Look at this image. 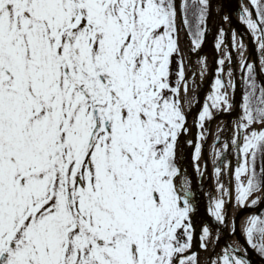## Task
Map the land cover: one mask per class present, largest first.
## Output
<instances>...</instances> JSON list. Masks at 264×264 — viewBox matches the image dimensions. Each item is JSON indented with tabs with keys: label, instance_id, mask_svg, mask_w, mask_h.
Listing matches in <instances>:
<instances>
[{
	"label": "snow or ice",
	"instance_id": "6c2138e0",
	"mask_svg": "<svg viewBox=\"0 0 264 264\" xmlns=\"http://www.w3.org/2000/svg\"><path fill=\"white\" fill-rule=\"evenodd\" d=\"M250 3L255 16L243 5L240 19L258 42L264 71V0ZM208 4L0 0V264H200L191 251L192 181L180 164L185 104L193 98L178 15L182 9L198 49ZM223 37L221 29L218 48ZM233 40L246 72L230 142L241 157L236 206L245 208L264 204V81L242 38L234 32ZM219 64L201 129L233 108V68L223 67L225 58ZM187 143L199 161L201 144ZM229 147L225 141L216 157ZM215 173L218 195L208 211L226 223L231 190L220 180L223 169ZM243 232L264 256V211L248 215ZM200 242L213 243L207 224ZM211 264L250 262L225 248Z\"/></svg>",
	"mask_w": 264,
	"mask_h": 264
},
{
	"label": "water",
	"instance_id": "95a60500",
	"mask_svg": "<svg viewBox=\"0 0 264 264\" xmlns=\"http://www.w3.org/2000/svg\"><path fill=\"white\" fill-rule=\"evenodd\" d=\"M239 0H209L208 4V13L206 17V23L204 25L205 27V37L202 42V45L199 49L194 50V52L189 53V64L191 67L194 65L193 57L196 56H202L204 53H206L208 50L211 52V63L208 70V73L206 77L197 83L194 93V99L191 104V107L189 110H187L188 119L189 117H192L194 122V129L191 132L184 133V139L182 142V149H181V156H180V164L182 167V170L184 171L185 168H189L191 170V181H192V191H193V200L195 201L197 211L195 212L199 217V223L195 221L194 227H195V236L197 239V245L196 247L192 248V252H196L197 249L200 246V234H201V227L204 224H207L210 229H212L215 237L214 244L211 248L208 263H211V259L213 257L214 252L219 246H223L225 248H236L238 249V254L245 255V258L249 260L250 264H264V257L260 256L257 252H255L254 249L247 245H241V244H235L232 243L228 237H227V224L229 220V213L231 209V201L233 197V191L235 187V168L238 164V161L240 160V156H238V151L236 152L234 160L231 158L230 154L228 153V149L223 150V155L221 157H217L216 165H213L212 158L208 152V143L211 138V134L215 127L221 123L224 120V124L227 125V127L231 126V134L228 135L226 138L221 139L222 133H218L217 136L213 139L211 147L212 149L215 148H222V145L225 141H228L231 148L233 146L231 145V139L235 132V122L239 117V110L240 105L242 104L243 99V82L245 78V71L241 68V63H236L234 59L231 61L228 60V64L230 67L233 68V78L236 83V88L233 90V108L231 111L227 112H220L219 114L215 113V118L210 119L206 131L204 134V138L201 144V151L203 153V163L206 166L205 168H202L201 173L203 175L197 177L196 175V169L194 167L192 159L188 156L189 149L195 150L193 145H189L187 143L188 140H192L194 142H198V135H199V126H198V117L200 113L199 108V101L201 98L205 96V93L207 89L209 88L213 77L215 76L216 70L218 68V60L220 57V51L216 44L215 39V33L213 29L217 30V28L221 27V29L224 30V39L226 41L228 53H233L234 43H233V33L237 32L239 36L245 37L249 39V44L246 47L245 51V57H247L249 62L254 63L256 70H257V53H256V47H255V39L253 37V34L250 29L245 27L240 21H238L235 18V3H237ZM246 1L247 6L253 9V13L255 16L254 6L251 5L250 1ZM178 5H181L179 0H176ZM180 23L184 26L183 17H182V9L178 15ZM225 17H228V19H225ZM226 22L228 23L226 28ZM187 36L189 38V34L187 33ZM249 53H251V57L249 58ZM233 57V56H232ZM258 73V70H257ZM257 79L259 82H262V80L257 75ZM187 119V120H188ZM221 140L223 142L221 143ZM224 164L228 166L229 171V177L227 186L231 190V199L228 200L225 204L226 214H227V222L226 223H220L215 220V218L211 215L209 211L205 209V206L203 204L202 198H201V190L204 189L206 186L212 187V175L214 173L215 167L219 166L223 169ZM207 177H206V176ZM264 206V204H261L257 206V211H260L261 208ZM218 235V239H217Z\"/></svg>",
	"mask_w": 264,
	"mask_h": 264
},
{
	"label": "bare ground",
	"instance_id": "6f19581e",
	"mask_svg": "<svg viewBox=\"0 0 264 264\" xmlns=\"http://www.w3.org/2000/svg\"><path fill=\"white\" fill-rule=\"evenodd\" d=\"M250 1V0H247ZM234 2V0H233ZM243 5H247L245 0H239L237 3H235V18L240 21L245 27H247V25L240 19L241 13H242V6ZM228 23L226 22V28H227ZM213 31L215 32V28L213 29ZM236 35L240 38H242L244 45H246V47L249 44V39L239 36V34L236 32ZM254 39L255 36L253 35ZM179 46L182 50V57L183 60H185L187 62V65H185V72H186V78L189 84V92H188V96L191 98H194V89L195 86L198 82H200L201 80H203L205 78V76L207 75L210 63H211V52L208 50L206 53H204V55L202 56H196L194 55L193 60H194V65L192 68L189 67V62H188V55L193 47V44L190 40H188L187 36H186V32L185 30L181 27L179 30ZM255 47H256V53H257V70H258V74L260 76V78L262 80H264V71H261V52L259 50L258 47V42L255 39ZM223 51V48H222ZM245 51L243 52V54L245 55ZM233 59L235 60L236 63H240L241 61V49H239L238 47L235 46L233 53H232ZM251 57V53H249V58ZM206 65V68H204L203 70V75L201 76V69L202 66ZM194 82V83H193ZM207 100V96L205 95L203 98H201V100L199 101V108L203 107L204 101ZM193 102V99H192ZM192 104V103H191ZM191 104L186 103L185 104V111L189 110L191 107ZM220 112H216V114H219ZM224 120L220 123L221 125L219 126V128H215L211 134V138L210 141L208 143V152L210 153V155H212V150H211V143L213 141V139L217 136L218 133H222V138L224 139L228 136L229 134V126L227 127V125L224 124ZM187 124H188V132L193 131L194 129V122L192 117H189V119L187 120ZM183 138H184V134L181 137V149H182V142H183ZM238 150V149H237ZM229 154L231 156L232 159H234L235 157V153L233 150H229ZM189 157L192 156V151L190 150L188 153ZM201 159L196 163V169H197V164L200 165V167L205 168L206 166L204 164L201 163ZM214 164L216 165V159L214 160ZM197 171V175L199 173L198 170ZM183 175H187L190 179H191V170L190 169H186L183 171ZM228 175H229V171H228V167L225 166L224 168V172L223 175L221 176V181L224 182L227 186V180H228ZM218 195V188H217V179L214 178L213 179V186L212 187H206L204 189L201 190V197H202V201L203 204L205 206V208L208 210L210 204H211V199L216 197ZM235 196L232 200V204H231V209H230V213H229V222H228V238L230 239V241H232L235 244H241V245H247V238L245 233L243 232V225L245 222V219L248 215H251L253 213H257V208L256 207H245V208H239L236 206V201H235ZM193 218L198 221V217L197 215L194 213ZM235 228V231L233 230ZM213 241H214V236H213ZM212 246V243L208 246L207 249L200 251L199 253V262L200 264H206L207 258H208V254H209V249Z\"/></svg>",
	"mask_w": 264,
	"mask_h": 264
},
{
	"label": "rangeland",
	"instance_id": "374dc122",
	"mask_svg": "<svg viewBox=\"0 0 264 264\" xmlns=\"http://www.w3.org/2000/svg\"><path fill=\"white\" fill-rule=\"evenodd\" d=\"M216 37H217V41H220L221 40V30L219 29L216 33ZM224 38V37H223ZM221 46H224L223 43H221L220 47ZM226 47V46H225ZM221 58H225V65L223 66L225 69H227L229 67V64H228V59H227V48L225 49V54H222V57ZM179 60V57L176 58V61ZM185 65H187V62L184 60V67ZM178 67V63L174 61L173 63V69L175 70L176 68ZM221 67V65H220ZM224 78L227 79V76H226V73L224 74ZM173 79H175V76L173 77ZM234 79V78H233ZM215 81V79H214ZM213 81V83H214ZM212 83V85H213ZM213 91V88L211 87V89L208 91L207 93V97H209V94ZM208 99V98H207ZM206 124H207V121L205 122V128H206ZM205 128L204 129H201V131H205ZM229 131H231V127L229 128ZM202 139H200L201 141ZM260 160L257 161V168L259 169L260 167ZM235 194H236V190H235ZM223 250L224 248L223 247H220L219 250L217 251L215 257L213 259H216L219 255H222L223 253Z\"/></svg>",
	"mask_w": 264,
	"mask_h": 264
},
{
	"label": "trees",
	"instance_id": "16d2710c",
	"mask_svg": "<svg viewBox=\"0 0 264 264\" xmlns=\"http://www.w3.org/2000/svg\"><path fill=\"white\" fill-rule=\"evenodd\" d=\"M189 2H191V0H189ZM183 3H184V0H183ZM189 16L191 17V14H189ZM194 22H195V21H194V19H193V24H194ZM185 26H186V28H187V30H188V27H189V26L186 25V24H185ZM188 32H189V31H188ZM189 34H190V33H189ZM190 36H191V35H190ZM245 89H246V83L244 84V91H245ZM262 211H264V208L262 209ZM257 251H258V249H257ZM258 252H259V251H258ZM259 253H260V252H259ZM260 254H261V253H260Z\"/></svg>",
	"mask_w": 264,
	"mask_h": 264
}]
</instances>
